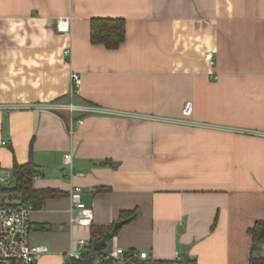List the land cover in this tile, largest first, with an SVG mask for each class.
<instances>
[{"label": "crops", "instance_id": "obj_1", "mask_svg": "<svg viewBox=\"0 0 264 264\" xmlns=\"http://www.w3.org/2000/svg\"><path fill=\"white\" fill-rule=\"evenodd\" d=\"M93 18L124 19L119 47L90 41ZM54 102L112 112H73L70 134L68 111L38 107ZM14 161L56 192L30 212L29 241L47 247L35 264H65L91 226L128 217L105 251L249 264L264 220V0H0V177ZM74 186L91 225L71 222Z\"/></svg>", "mask_w": 264, "mask_h": 264}, {"label": "built area", "instance_id": "obj_2", "mask_svg": "<svg viewBox=\"0 0 264 264\" xmlns=\"http://www.w3.org/2000/svg\"><path fill=\"white\" fill-rule=\"evenodd\" d=\"M211 64L213 58L211 53L205 54ZM82 78L78 71L71 70L70 72V98L76 94L77 89L81 85ZM11 107V106H10ZM7 107V108H10ZM39 108L61 111L66 110L70 114V128L69 133H73L72 129V114L75 111L85 113L106 114L111 113V110L98 107L95 105L86 104H73L69 103H48L38 105ZM182 113L185 117L191 113V103H185ZM82 123V120L79 121ZM4 143V142H3ZM62 160L69 166L71 170V155L65 153ZM9 183V178L0 177V260L14 259L18 260L21 264H35L38 257L47 252V247L43 245L31 244L29 241V234L31 230L30 212L33 210L32 204H23L16 201H11L7 194L2 190V186ZM81 188L74 186L69 191V198L71 207L77 209L76 213L72 215L71 222L80 225H90L92 223V210L83 207L81 202ZM77 244L85 247L88 243L84 239H79ZM69 259H79L82 255L81 252L71 248L68 253ZM140 259H147L149 257L146 251L135 253ZM102 258H112L118 263H124L125 251L118 247H112L110 250L101 254Z\"/></svg>", "mask_w": 264, "mask_h": 264}, {"label": "trees", "instance_id": "obj_3", "mask_svg": "<svg viewBox=\"0 0 264 264\" xmlns=\"http://www.w3.org/2000/svg\"><path fill=\"white\" fill-rule=\"evenodd\" d=\"M125 40V21L122 18H93L90 22V41L94 44H102L106 48L114 49L120 46ZM36 168L32 162L19 164L14 161L9 183L2 186V190L11 201L23 204H32L34 208L40 207L46 197L56 195L55 191L38 190L33 186V178ZM136 212L122 213L127 217ZM91 225V224H90ZM114 223L105 226H91V239L87 250L79 259H68L65 264H121L112 258H102L105 246L101 250L93 249V242L109 234L110 238L117 232ZM252 238L251 256L249 264H264V255L260 253L264 244V220H257L249 229ZM134 250L125 251L124 263L126 264H197L194 259L183 260H153L140 259L135 255ZM0 264H21L18 260H0Z\"/></svg>", "mask_w": 264, "mask_h": 264}, {"label": "water", "instance_id": "obj_4", "mask_svg": "<svg viewBox=\"0 0 264 264\" xmlns=\"http://www.w3.org/2000/svg\"><path fill=\"white\" fill-rule=\"evenodd\" d=\"M131 218L130 217H128V218H125V219H121V220H119V221H116L115 223H114V229H119L123 224H125L127 221H129ZM110 239V235L109 234H104L103 236H102V238L101 239H99V240H96V241H94L93 242V249L94 250H101L104 246H105V244L107 243V241ZM122 264H126V263H122Z\"/></svg>", "mask_w": 264, "mask_h": 264}]
</instances>
